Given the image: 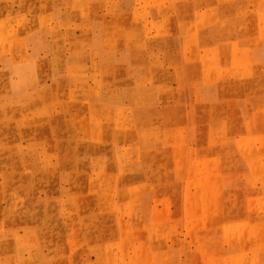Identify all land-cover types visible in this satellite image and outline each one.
I'll return each instance as SVG.
<instances>
[{
	"label": "rangeland",
	"instance_id": "obj_1",
	"mask_svg": "<svg viewBox=\"0 0 264 264\" xmlns=\"http://www.w3.org/2000/svg\"><path fill=\"white\" fill-rule=\"evenodd\" d=\"M0 264H264V0H0Z\"/></svg>",
	"mask_w": 264,
	"mask_h": 264
}]
</instances>
